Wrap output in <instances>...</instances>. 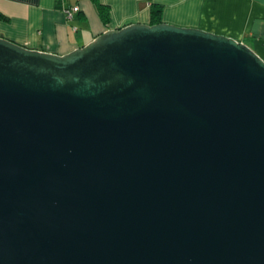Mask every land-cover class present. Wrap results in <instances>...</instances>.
Here are the masks:
<instances>
[{
  "label": "water",
  "instance_id": "1",
  "mask_svg": "<svg viewBox=\"0 0 264 264\" xmlns=\"http://www.w3.org/2000/svg\"><path fill=\"white\" fill-rule=\"evenodd\" d=\"M0 264H264V59L164 21L0 36Z\"/></svg>",
  "mask_w": 264,
  "mask_h": 264
},
{
  "label": "crops",
  "instance_id": "2",
  "mask_svg": "<svg viewBox=\"0 0 264 264\" xmlns=\"http://www.w3.org/2000/svg\"><path fill=\"white\" fill-rule=\"evenodd\" d=\"M107 6L103 21L94 0H0V36L30 48L65 53L108 28L149 23L150 5L160 21L224 34L264 59V0H96ZM75 6L76 8H72ZM65 9H70L66 17Z\"/></svg>",
  "mask_w": 264,
  "mask_h": 264
},
{
  "label": "trees",
  "instance_id": "3",
  "mask_svg": "<svg viewBox=\"0 0 264 264\" xmlns=\"http://www.w3.org/2000/svg\"><path fill=\"white\" fill-rule=\"evenodd\" d=\"M97 11L101 17V19L103 21H106L108 18V9L107 6L99 3L98 1L94 0ZM160 10L161 7L158 4L152 3L150 5V19H149V23H156L160 21ZM0 17H4L1 13H0Z\"/></svg>",
  "mask_w": 264,
  "mask_h": 264
},
{
  "label": "built area",
  "instance_id": "4",
  "mask_svg": "<svg viewBox=\"0 0 264 264\" xmlns=\"http://www.w3.org/2000/svg\"><path fill=\"white\" fill-rule=\"evenodd\" d=\"M72 8L74 9V8H76V7L73 6ZM64 14H65L66 17L70 16V14H71V10H70V9H65V10H64Z\"/></svg>",
  "mask_w": 264,
  "mask_h": 264
},
{
  "label": "rangeland",
  "instance_id": "5",
  "mask_svg": "<svg viewBox=\"0 0 264 264\" xmlns=\"http://www.w3.org/2000/svg\"><path fill=\"white\" fill-rule=\"evenodd\" d=\"M246 44V43H245ZM247 45V44H246ZM249 46V45H248ZM250 47V46H249ZM251 48V47H250ZM252 49V48H251ZM254 50V49H253ZM256 52V51H255Z\"/></svg>",
  "mask_w": 264,
  "mask_h": 264
}]
</instances>
